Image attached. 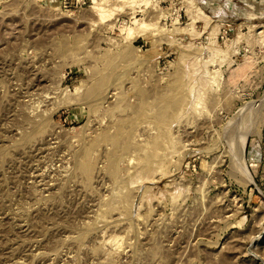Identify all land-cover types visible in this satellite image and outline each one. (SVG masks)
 Here are the masks:
<instances>
[{
  "label": "rangeland",
  "instance_id": "rangeland-1",
  "mask_svg": "<svg viewBox=\"0 0 264 264\" xmlns=\"http://www.w3.org/2000/svg\"><path fill=\"white\" fill-rule=\"evenodd\" d=\"M0 264H264V0H0Z\"/></svg>",
  "mask_w": 264,
  "mask_h": 264
},
{
  "label": "bare ground",
  "instance_id": "bare-ground-1",
  "mask_svg": "<svg viewBox=\"0 0 264 264\" xmlns=\"http://www.w3.org/2000/svg\"><path fill=\"white\" fill-rule=\"evenodd\" d=\"M101 12V11H100ZM104 12V11H103ZM103 12H101V13H103ZM200 12V11H199ZM134 25H136V26H138L139 28H141V27H145V24L143 23V22H138V21H135L134 23H133ZM130 31H132V30H130V29H128L127 28V32L128 33H130Z\"/></svg>",
  "mask_w": 264,
  "mask_h": 264
}]
</instances>
